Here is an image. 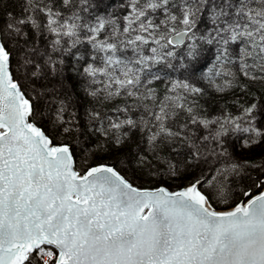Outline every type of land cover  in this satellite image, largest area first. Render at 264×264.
Returning <instances> with one entry per match:
<instances>
[{"label":"trees","instance_id":"trees-1","mask_svg":"<svg viewBox=\"0 0 264 264\" xmlns=\"http://www.w3.org/2000/svg\"><path fill=\"white\" fill-rule=\"evenodd\" d=\"M0 29L30 119L80 172L200 180L217 208L264 185V0H0Z\"/></svg>","mask_w":264,"mask_h":264},{"label":"water","instance_id":"water-1","mask_svg":"<svg viewBox=\"0 0 264 264\" xmlns=\"http://www.w3.org/2000/svg\"><path fill=\"white\" fill-rule=\"evenodd\" d=\"M30 111L0 29V264L42 246L55 264H264V185L217 208L200 180L171 189L138 186L109 163L80 172Z\"/></svg>","mask_w":264,"mask_h":264},{"label":"rangeland","instance_id":"rangeland-1","mask_svg":"<svg viewBox=\"0 0 264 264\" xmlns=\"http://www.w3.org/2000/svg\"><path fill=\"white\" fill-rule=\"evenodd\" d=\"M81 171H83V170H81ZM43 247H44V251H46L45 253L47 255L46 257H44L45 261H47L46 263L50 262L53 259L55 260V258H56L55 249H53V248H51L49 246H43Z\"/></svg>","mask_w":264,"mask_h":264}]
</instances>
